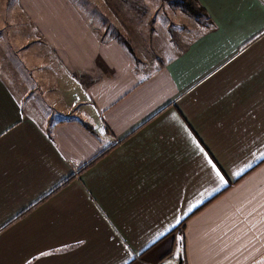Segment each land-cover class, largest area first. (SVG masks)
<instances>
[{"label":"crops","instance_id":"crops-1","mask_svg":"<svg viewBox=\"0 0 264 264\" xmlns=\"http://www.w3.org/2000/svg\"><path fill=\"white\" fill-rule=\"evenodd\" d=\"M196 3L156 68L73 0H0V264H264V0Z\"/></svg>","mask_w":264,"mask_h":264},{"label":"rangeland","instance_id":"rangeland-1","mask_svg":"<svg viewBox=\"0 0 264 264\" xmlns=\"http://www.w3.org/2000/svg\"><path fill=\"white\" fill-rule=\"evenodd\" d=\"M73 1L83 12L91 9L93 20L97 17L107 30L112 28L116 33L114 30L118 28L124 36H129L131 48L138 53L140 61L151 65L157 61L156 68L160 65L158 59L165 62L174 56L182 35H188L190 27L197 22L190 12L191 6L188 7L191 0ZM170 37L172 44L168 42Z\"/></svg>","mask_w":264,"mask_h":264},{"label":"trees","instance_id":"trees-1","mask_svg":"<svg viewBox=\"0 0 264 264\" xmlns=\"http://www.w3.org/2000/svg\"><path fill=\"white\" fill-rule=\"evenodd\" d=\"M188 7H190V12H192V14L198 18L201 17L203 13L202 11H204V9L196 3V0H191V2L188 4Z\"/></svg>","mask_w":264,"mask_h":264},{"label":"snow or ice","instance_id":"snow-or-ice-1","mask_svg":"<svg viewBox=\"0 0 264 264\" xmlns=\"http://www.w3.org/2000/svg\"><path fill=\"white\" fill-rule=\"evenodd\" d=\"M201 151H203V149H201ZM209 163L212 164V161L209 160ZM212 166H213V168H215V164H212ZM217 175L220 176V179H221L222 183H226V181H224V177L222 175H220V172L218 170H217ZM192 207H195V205H193ZM188 211H192V208H189ZM177 223H179V219L177 220Z\"/></svg>","mask_w":264,"mask_h":264},{"label":"water","instance_id":"water-1","mask_svg":"<svg viewBox=\"0 0 264 264\" xmlns=\"http://www.w3.org/2000/svg\"><path fill=\"white\" fill-rule=\"evenodd\" d=\"M180 263H182V261H180Z\"/></svg>","mask_w":264,"mask_h":264}]
</instances>
